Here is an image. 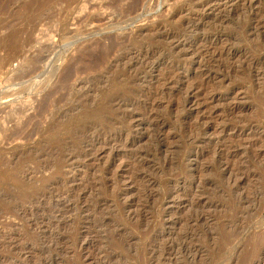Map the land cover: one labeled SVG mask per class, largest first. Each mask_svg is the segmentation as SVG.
Here are the masks:
<instances>
[{
    "label": "rangeland",
    "instance_id": "rangeland-1",
    "mask_svg": "<svg viewBox=\"0 0 264 264\" xmlns=\"http://www.w3.org/2000/svg\"><path fill=\"white\" fill-rule=\"evenodd\" d=\"M0 264H264V0H0Z\"/></svg>",
    "mask_w": 264,
    "mask_h": 264
},
{
    "label": "bare ground",
    "instance_id": "bare-ground-1",
    "mask_svg": "<svg viewBox=\"0 0 264 264\" xmlns=\"http://www.w3.org/2000/svg\"><path fill=\"white\" fill-rule=\"evenodd\" d=\"M11 36H12V35H11ZM11 36H10V37H11ZM8 37H9V36H8ZM41 46H42V45H41ZM39 48H40V47H39ZM42 48H43V47H42ZM10 58H11V57H10ZM6 59H7V58H6ZM26 70H27V69H26ZM26 70H25V71H26ZM29 70H30V69H29ZM22 72H23V71H22ZM33 72H34V69L31 70V71H26V73H24V74L27 76L28 74L33 73ZM24 74L22 75V77L24 76ZM20 75H21V74H20ZM26 76H25V77H26ZM28 76H29V75H28Z\"/></svg>",
    "mask_w": 264,
    "mask_h": 264
}]
</instances>
